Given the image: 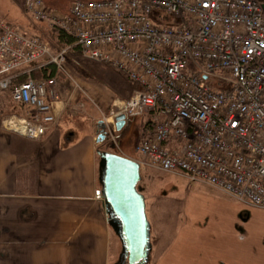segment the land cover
I'll use <instances>...</instances> for the list:
<instances>
[{"label": "built area", "instance_id": "obj_1", "mask_svg": "<svg viewBox=\"0 0 264 264\" xmlns=\"http://www.w3.org/2000/svg\"><path fill=\"white\" fill-rule=\"evenodd\" d=\"M23 7L73 37L83 58L133 83L129 97L111 99V121H102L111 133L108 122L114 127L119 115L152 116L153 133L136 148L142 167L181 173L264 209V1L75 0L68 13L43 0ZM68 51L53 52L0 21V91L24 110L5 117V129L38 139L54 127L57 74L86 95L67 72ZM49 63L55 74L34 80L32 70ZM94 196L101 199L100 190Z\"/></svg>", "mask_w": 264, "mask_h": 264}, {"label": "crops", "instance_id": "obj_2", "mask_svg": "<svg viewBox=\"0 0 264 264\" xmlns=\"http://www.w3.org/2000/svg\"><path fill=\"white\" fill-rule=\"evenodd\" d=\"M56 77L59 96L52 107L57 123L38 139L4 128L5 117L24 110L8 91H0V264H110L114 232L94 192L100 189L97 123L111 99L92 84L81 82L85 95L64 75ZM84 119L93 126L81 138ZM167 240H160L161 256L179 246L177 238ZM184 255L175 254L171 261L179 264ZM217 257L224 262L225 256Z\"/></svg>", "mask_w": 264, "mask_h": 264}, {"label": "rangeland", "instance_id": "obj_3", "mask_svg": "<svg viewBox=\"0 0 264 264\" xmlns=\"http://www.w3.org/2000/svg\"><path fill=\"white\" fill-rule=\"evenodd\" d=\"M23 1L0 0V21L22 26L26 30L33 18L20 6ZM164 16L174 20L172 15ZM82 62L83 65H78L66 60L67 72L80 85L86 82L103 94L106 92L109 100L124 97L127 90L134 87L124 75L107 65L86 59ZM90 114L95 119L100 117L98 111H91ZM108 116L110 106L101 113V117ZM148 119L147 115L130 119L119 131L112 122H108L111 133L98 144V148L140 163L142 158L136 148L143 133L142 126ZM92 126L89 119L80 123L81 138L91 134ZM140 175L138 188L145 199L152 245L147 264H173L171 259L178 253L185 254L186 260L179 258V264H227L233 260H236L233 264H264V209L245 204L207 183H190L188 177L181 173L142 167L140 164ZM114 234L110 264L116 263L117 252L119 255L121 251V244ZM173 237L177 238L178 248L161 256L165 246L158 248L160 240L166 244L167 239ZM116 247L119 249L117 252ZM217 255L225 256L224 262Z\"/></svg>", "mask_w": 264, "mask_h": 264}, {"label": "water", "instance_id": "obj_4", "mask_svg": "<svg viewBox=\"0 0 264 264\" xmlns=\"http://www.w3.org/2000/svg\"><path fill=\"white\" fill-rule=\"evenodd\" d=\"M115 128L125 125L124 115L116 117ZM95 138L98 144L107 138L102 121ZM98 180L107 222L121 244L116 264H147L152 249L150 223L146 216L145 199L138 183L139 163L108 150H97Z\"/></svg>", "mask_w": 264, "mask_h": 264}, {"label": "trees", "instance_id": "obj_5", "mask_svg": "<svg viewBox=\"0 0 264 264\" xmlns=\"http://www.w3.org/2000/svg\"><path fill=\"white\" fill-rule=\"evenodd\" d=\"M73 1L75 0H43L44 4L48 9L60 10L64 13L69 12L70 5ZM13 26L21 30L27 36L47 41L50 44V47L53 52H56L62 47L69 46V51L67 53L66 60L70 61L72 64L83 65L82 61L85 58L82 57L79 48L75 45L73 37L69 36L62 30L57 29L55 27H49L45 23L35 21L34 19L29 20L26 30L22 26ZM54 74L55 66L52 63L46 64L41 68H35L31 72V76L34 80H44L52 77ZM24 79H26L25 76H22L20 78V80ZM129 96L130 93L128 92L124 97ZM147 116L149 117V119L142 126L143 133L140 138V142L143 141L149 135H151L154 130L155 122L153 121L152 116L150 114H147ZM99 128L101 129L100 126Z\"/></svg>", "mask_w": 264, "mask_h": 264}, {"label": "flooded vegetation", "instance_id": "obj_6", "mask_svg": "<svg viewBox=\"0 0 264 264\" xmlns=\"http://www.w3.org/2000/svg\"><path fill=\"white\" fill-rule=\"evenodd\" d=\"M262 1H264V0H262ZM118 262V261H117Z\"/></svg>", "mask_w": 264, "mask_h": 264}]
</instances>
